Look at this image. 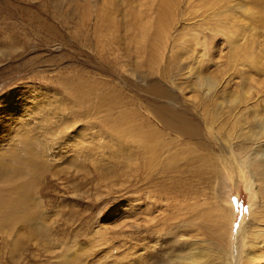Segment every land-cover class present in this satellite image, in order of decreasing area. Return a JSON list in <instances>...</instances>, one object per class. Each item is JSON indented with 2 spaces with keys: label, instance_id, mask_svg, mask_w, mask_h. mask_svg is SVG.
<instances>
[{
  "label": "rangeland",
  "instance_id": "obj_1",
  "mask_svg": "<svg viewBox=\"0 0 264 264\" xmlns=\"http://www.w3.org/2000/svg\"><path fill=\"white\" fill-rule=\"evenodd\" d=\"M5 104L0 264H264V0H0Z\"/></svg>",
  "mask_w": 264,
  "mask_h": 264
},
{
  "label": "bare ground",
  "instance_id": "obj_2",
  "mask_svg": "<svg viewBox=\"0 0 264 264\" xmlns=\"http://www.w3.org/2000/svg\"><path fill=\"white\" fill-rule=\"evenodd\" d=\"M80 85V84H78ZM78 85H76L78 87ZM209 85V84H207ZM69 86V87H68ZM67 87L69 89H73L74 87L72 85H68ZM66 87V88H67ZM211 87V86H210ZM68 89V90H69ZM80 89V88H79ZM77 89V90H79ZM207 91H210V88L209 90L206 88ZM253 91V89H251ZM215 91V90H214ZM78 92V91H77ZM80 92V91H79ZM83 92V91H82ZM81 92V95H83ZM257 92V91H255ZM249 93V92H248ZM213 94V93H212ZM84 96V95H83ZM82 96V97H83ZM203 98V97H201ZM207 98V97H206ZM240 99V98H239ZM256 99V98H254ZM241 101V99H240ZM252 101V100H251ZM202 102V101H201ZM207 102V101H206ZM239 102V101H238ZM240 104V102H239ZM248 104V103H247ZM205 106V105H204ZM164 108V107H163ZM166 108V107H165ZM160 109V108H159ZM157 111V110H156ZM163 111V110H162ZM173 112V110H171ZM158 112V111H157ZM165 112V111H163ZM161 112V113H163ZM169 112V115H170V111ZM219 112V111H218ZM5 114V115H3ZM157 114V113H156ZM168 114V113H166ZM164 115V114H163ZM214 115V114H213ZM160 116V115H159ZM166 116V115H165ZM172 116V115H170ZM174 116V115H173ZM172 116V117H173ZM161 117H163L161 115ZM179 117V115H178ZM204 117V116H203ZM147 118V117H146ZM167 118V117H166ZM148 119V118H147ZM147 119H144V121H146ZM163 119L162 124L167 128V127H172V124L170 123V121L168 119H164V118H161ZM15 119L13 118V112H10L8 113V106L5 104L4 106H2L0 108V209L2 211V215L4 214V216H6L8 219L12 220L15 218L16 219H19V217H22L21 219L25 222H30L31 221V217H32V212L34 211H31L30 210V206L31 203L29 201V199H27L28 197L26 196L25 194V191L24 189H26L25 187L23 188V186L21 185V183L23 184L22 181L19 182V173L21 172V168L19 165V163H25L26 161H28L30 164H32L34 166V151L33 150V145H30V142H29V139H28V136L26 137H21L20 138V143L23 145L24 144V151H25V154L26 156H30L31 157V160H25L24 158H22L20 155H19V152L18 150L16 149L15 147V144H14V140L15 139H12L10 138L11 136H9L8 134H5L4 131H3V128L4 126L6 127H12V130H15V126L13 124V121ZM181 121V120H180ZM214 121V120H213ZM9 125V126H8ZM12 125V126H11ZM145 125V124H144ZM143 125V126H144ZM213 125V124H212ZM3 127V128H2ZM147 127V125H146ZM136 128L137 130L138 129V126L136 125ZM147 128H145L144 130H146ZM136 129L132 128L127 134H128V137H129V140H133L135 141L136 139H140L141 141H146V137L143 135L142 131H141V135L136 131ZM143 130V132H144ZM185 131V130H184ZM211 131V130H210ZM8 135V137H6ZM19 137V136H18ZM185 137V136H184ZM188 137V136H187ZM254 137V136H253ZM22 139V140H21ZM150 140V139H148ZM156 140V139H154ZM36 143V142H35ZM155 147V146H154ZM158 148V147H157ZM35 149V147H34ZM156 149V148H155ZM154 150V149H153ZM161 151V150H160ZM155 152V151H154ZM184 153V152H183ZM185 154V153H184ZM154 156V155H153ZM147 158V157H146ZM157 158V157H156ZM155 158V159H156ZM166 160V159H165ZM249 160V159H248ZM175 161V160H174ZM254 161V160H253ZM261 162V160H260ZM6 163V164H4ZM167 163V162H166ZM172 163V162H170ZM161 164V163H160ZM189 166H193L194 163H188ZM264 164V162H263ZM149 165V164H148ZM164 165V164H163ZM162 165V166H163ZM251 165V164H250ZM249 165V166H250ZM256 165V164H254ZM151 166V165H150ZM177 165L175 166H169L168 167H160V168H155V167H150L148 168V170H152V171H157L156 173L158 174V172H163L165 175L168 174L171 170L175 169ZM187 166L186 165L185 167H181L182 168V171H185L187 169ZM145 169V168H143ZM147 170V171H148ZM263 170V169H262ZM201 171V170H200ZM196 172V171H193L192 172V177L193 178H196V177H200V179L202 178L201 176H204L205 175V172ZM252 171V177L253 179L255 180V182H257V184H261L262 183V179H263V176H264V173L263 172H258V171H255L254 169H251ZM150 173H152L150 171ZM149 173V174H150ZM155 173V172H154ZM147 174V172H146ZM162 174V173H161ZM23 175V174H22ZM148 175V174H147ZM155 175V174H154ZM174 175V174H173ZM173 177V176H172ZM202 180V179H201ZM168 183L170 184L171 181ZM171 185V184H170ZM172 188V186H170ZM259 187V186H258ZM169 188V189H171ZM28 189V188H27ZM178 189V188H177ZM31 190V189H30ZM180 190H183V192H181V194H185L186 193V189H184L183 187L180 188ZM29 191V190H28ZM32 191V190H31ZM152 193V192H151ZM34 196V195H33ZM254 208V207H253ZM186 212V211H185ZM218 212L217 215L218 217L222 220L223 218V211L221 209L218 208V210L216 211ZM230 213V212H229ZM232 213V212H231ZM228 214V213H226ZM257 214V213H256ZM262 214V213H261ZM259 215V214H257ZM2 216V217H4ZM256 217V215H254ZM262 216V215H261ZM254 217V218H255ZM5 219V218H4ZM231 219L232 218H227V225L230 226V224L232 223L231 222ZM152 220V219H151ZM196 220V219H195ZM214 220V218H213ZM18 221V220H17ZM211 219L207 222H210ZM6 222V221H5ZM24 222V223H25ZM184 222V221H183ZM196 223V222H195ZM215 223V222H214ZM217 223V222H216ZM212 224V223H211ZM29 225V224H28ZM214 225V224H213ZM216 225V224H215ZM213 228V227H212ZM216 232V230H215ZM218 232V230H217ZM219 235V234H218ZM203 237V236H202ZM225 237V236H224ZM242 237V236H241ZM228 238V237H227ZM230 239V238H229ZM229 243V241H227ZM242 243V242H241ZM248 243V242H247ZM245 245V244H244ZM248 245V244H247ZM246 246V245H245ZM240 248V247H239ZM239 251V250H238ZM240 252V251H239ZM238 252V253H239ZM195 253V252H194ZM197 253V252H196ZM199 256V255H198ZM248 258V257H247ZM249 259V258H248ZM198 258L193 255L192 257L189 258V262L188 264H200V261H198ZM220 260V259H219ZM239 262V261H238ZM250 262V261H249ZM241 264V263H240Z\"/></svg>",
  "mask_w": 264,
  "mask_h": 264
}]
</instances>
